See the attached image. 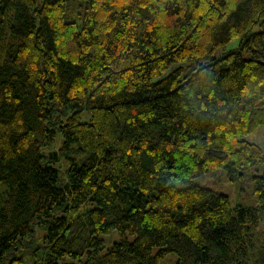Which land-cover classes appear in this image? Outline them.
Listing matches in <instances>:
<instances>
[{
	"label": "trees",
	"instance_id": "obj_1",
	"mask_svg": "<svg viewBox=\"0 0 264 264\" xmlns=\"http://www.w3.org/2000/svg\"><path fill=\"white\" fill-rule=\"evenodd\" d=\"M259 126L264 0H0V264H264Z\"/></svg>",
	"mask_w": 264,
	"mask_h": 264
},
{
	"label": "rangeland",
	"instance_id": "obj_2",
	"mask_svg": "<svg viewBox=\"0 0 264 264\" xmlns=\"http://www.w3.org/2000/svg\"><path fill=\"white\" fill-rule=\"evenodd\" d=\"M237 42H234L227 46V48H218L214 55L218 56L222 54L224 51L233 48ZM243 54L245 57H250L251 53L248 50H243ZM204 61V60H203ZM197 60L191 59L187 62L183 63V67L185 68V73H188L193 67L196 65ZM83 119L88 121L90 119V112L86 111L83 115ZM246 139L250 142L256 143L262 147H264V127L259 126L253 132L247 134ZM193 183L200 184L206 187H209L215 191L222 192L227 194L230 197V200L233 204L242 203L245 205L257 206L258 200L256 196L253 194L252 189L247 183L239 182L238 179L232 180L227 171L222 168H216L214 170H210L206 173H203L197 177L192 179ZM190 182H179L177 183L180 187H185L189 185ZM256 229L262 230L264 229V209H260L259 213V221L256 225ZM102 237L105 239L106 249L109 248L114 242L119 241L121 239V235L118 231H114L110 234H102ZM130 237H133L130 235ZM162 264H172V261L166 260ZM246 264H250V261H247Z\"/></svg>",
	"mask_w": 264,
	"mask_h": 264
}]
</instances>
